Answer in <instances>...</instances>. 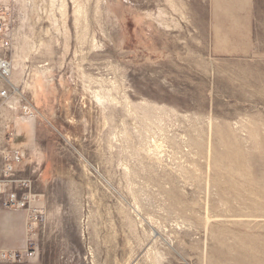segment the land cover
<instances>
[{
  "label": "rangeland",
  "instance_id": "rangeland-1",
  "mask_svg": "<svg viewBox=\"0 0 264 264\" xmlns=\"http://www.w3.org/2000/svg\"><path fill=\"white\" fill-rule=\"evenodd\" d=\"M22 1L0 264H264V0H78L77 25L72 0Z\"/></svg>",
  "mask_w": 264,
  "mask_h": 264
},
{
  "label": "built area",
  "instance_id": "built-area-1",
  "mask_svg": "<svg viewBox=\"0 0 264 264\" xmlns=\"http://www.w3.org/2000/svg\"><path fill=\"white\" fill-rule=\"evenodd\" d=\"M7 6H4L0 0V79H6L8 78V74L10 71V61L5 56V52L8 50L9 45L11 43V37H10V22L7 19ZM7 87L0 90V98L4 99L8 96ZM22 155L18 151H14L13 153L7 152L4 154V167L7 170V173H9L10 177H15V171L13 170V166L16 164H19L21 162ZM19 183V188H24L29 186V180L28 179H22V180H16L14 178V182ZM25 198L18 199L16 193H11L6 196L5 200L1 205L5 208H11L14 206L17 209H20L24 207ZM32 241H27V246H32ZM34 251L32 248H26L25 255L26 257H33Z\"/></svg>",
  "mask_w": 264,
  "mask_h": 264
},
{
  "label": "bare ground",
  "instance_id": "bare-ground-1",
  "mask_svg": "<svg viewBox=\"0 0 264 264\" xmlns=\"http://www.w3.org/2000/svg\"><path fill=\"white\" fill-rule=\"evenodd\" d=\"M28 1H30V0H23L22 2H24L26 5V4H28ZM54 1L55 0H48V2H47L48 8H51L53 6ZM72 1L74 2L73 12L75 15V25H77L78 22L81 21L80 18L83 16V13H84L83 7L78 2V0H72ZM1 2L4 5L3 0H1ZM22 6H23V3H22ZM54 7H55V4H54ZM57 7H58V12H59L61 18L64 19L65 15H66V8H67L66 0H59V4ZM84 10H85V8H84ZM84 16H85V14H84ZM84 16H83V18H84ZM19 32L20 31H18V34H17L18 36H16V37L18 38V42L20 45L19 47H21V50H19V47H18V49H16V47H15V53L13 54V59H12L13 60V66L11 69V64H10V71L8 74L9 80L11 79V82L14 83L16 86L19 85L20 83H22V81H24L23 80V77H24L23 73H25L24 69L26 68L25 64H24V62H25L24 60L26 58V54L30 50V47L33 45V41L31 40L32 38H29L27 36L25 37V36L21 35ZM0 65H1V61H0ZM10 74H12V76ZM34 76L36 77V79L39 77V75L37 73H34ZM8 78H6V79L4 78V80H6L7 83L8 82L10 83V81L7 80ZM39 81H37V83ZM10 106L14 107V110H18V108L21 107V105L18 101V98L14 97L10 102Z\"/></svg>",
  "mask_w": 264,
  "mask_h": 264
}]
</instances>
